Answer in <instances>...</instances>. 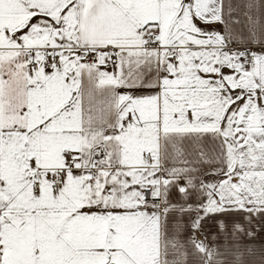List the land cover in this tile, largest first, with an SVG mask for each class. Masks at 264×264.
Here are the masks:
<instances>
[{
  "label": "snow or ice",
  "instance_id": "6c2138e0",
  "mask_svg": "<svg viewBox=\"0 0 264 264\" xmlns=\"http://www.w3.org/2000/svg\"><path fill=\"white\" fill-rule=\"evenodd\" d=\"M0 264H264V0H0Z\"/></svg>",
  "mask_w": 264,
  "mask_h": 264
}]
</instances>
